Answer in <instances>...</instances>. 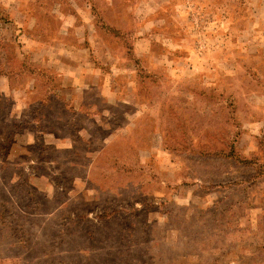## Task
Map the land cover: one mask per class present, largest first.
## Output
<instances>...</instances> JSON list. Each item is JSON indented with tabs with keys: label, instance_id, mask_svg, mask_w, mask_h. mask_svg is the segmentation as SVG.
<instances>
[{
	"label": "rangeland",
	"instance_id": "rangeland-1",
	"mask_svg": "<svg viewBox=\"0 0 264 264\" xmlns=\"http://www.w3.org/2000/svg\"><path fill=\"white\" fill-rule=\"evenodd\" d=\"M0 264H264V0H0Z\"/></svg>",
	"mask_w": 264,
	"mask_h": 264
},
{
	"label": "trees",
	"instance_id": "trees-1",
	"mask_svg": "<svg viewBox=\"0 0 264 264\" xmlns=\"http://www.w3.org/2000/svg\"><path fill=\"white\" fill-rule=\"evenodd\" d=\"M48 134H51V133H49L48 132ZM55 138V137H54ZM56 139V138H55ZM255 165L256 164H251V162H249V163H247V166H251V168L254 170V173L256 174V176L255 177H257L258 175H260V174H258V171H257V169H256V171H255ZM108 216V217H107ZM111 217V215H106V217H104L105 219H109Z\"/></svg>",
	"mask_w": 264,
	"mask_h": 264
},
{
	"label": "crops",
	"instance_id": "crops-1",
	"mask_svg": "<svg viewBox=\"0 0 264 264\" xmlns=\"http://www.w3.org/2000/svg\"><path fill=\"white\" fill-rule=\"evenodd\" d=\"M59 143L61 144V142H59ZM59 143H58V144H59ZM58 144L56 143V145H55V146H56V150H59V149H58L59 147L62 148V146H59ZM53 146H54V145H53ZM55 146H54V147H55ZM64 148L66 149L67 147H64ZM60 150H61V149H60ZM63 150H64V149H63Z\"/></svg>",
	"mask_w": 264,
	"mask_h": 264
}]
</instances>
